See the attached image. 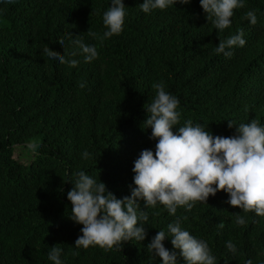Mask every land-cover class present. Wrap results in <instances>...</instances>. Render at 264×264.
Returning <instances> with one entry per match:
<instances>
[{"label":"trees","instance_id":"16d2710c","mask_svg":"<svg viewBox=\"0 0 264 264\" xmlns=\"http://www.w3.org/2000/svg\"><path fill=\"white\" fill-rule=\"evenodd\" d=\"M142 2L123 0L122 32L101 40L110 0H0V264H52L47 253L54 245L62 248L64 264H159L146 245L177 218L207 242L217 264H264V216L230 206L223 190L191 210L178 207L175 216L161 205L146 209L141 199L150 223L143 241L108 251L74 246L82 225L68 217V180L83 170L117 198L130 194L134 160L141 150L155 149L151 128H143L153 84L162 82L179 100L173 132L187 120L225 137L253 119L264 125V0H244L223 31L206 19L199 0L148 14ZM249 10L255 25L245 17ZM237 32H243V47H233L230 57L214 51ZM68 33L94 45L97 59L71 56L76 49ZM44 46L80 62L70 67L47 60ZM29 145L37 147L23 148ZM16 150L31 153L30 160H20ZM237 215L244 225L235 224ZM163 244L172 250L170 238Z\"/></svg>","mask_w":264,"mask_h":264},{"label":"clouds","instance_id":"9594fccd","mask_svg":"<svg viewBox=\"0 0 264 264\" xmlns=\"http://www.w3.org/2000/svg\"><path fill=\"white\" fill-rule=\"evenodd\" d=\"M13 2V0H2ZM176 3L190 4L191 0H143L140 10L151 13L154 10H165ZM206 19L210 20L214 29L223 31L232 21L234 9L244 6V0H199ZM126 16L123 0H110L108 8L103 12L102 23L105 31L99 38L105 40L119 35L123 30ZM245 17L251 25H255L257 17L249 10ZM93 39L97 33L87 32ZM71 43L75 46L71 56H80L83 62L90 63L97 59L98 52L94 45H87L77 35ZM63 47V41L59 42ZM246 41L243 32H237L226 40H219L215 52L225 57L231 56L233 47H243ZM227 49V50H226ZM43 58L57 64L76 67L78 59H66L44 46L41 49ZM79 87H85L80 82ZM155 96L144 111L147 113L143 128H151L149 139L156 140L152 149L141 150L134 160L132 185L130 194L117 198L106 188L104 182L87 175L85 171L76 172L71 180L73 187L67 191V200L71 204L69 219L82 225L75 241L76 248L87 249L89 246L99 247L104 251L121 247V242L145 239V224L149 216L140 209L142 199L145 208L163 206L169 216H175L178 207L186 211L193 205L206 202L207 198L223 190L228 195L227 203L241 211L253 212L264 216V125L255 119L249 123L236 125L235 134L231 136L213 135L205 130L203 124H193L187 120L173 132V126L179 123L180 112L177 111L179 100L165 91L162 82L152 85ZM234 123L228 119L227 127ZM34 151L36 145H29ZM83 159L88 153L81 154ZM236 225H244L243 216L237 215ZM170 238L172 250L167 249L163 241ZM227 250L235 254L236 245L226 243ZM147 252L160 258L159 264H179L177 255L183 258V264H217L206 241L191 235L181 227L180 218L175 219L159 230L146 245ZM179 250L177 251L175 250ZM62 248L51 246L47 259L52 264H64L61 259ZM245 264H252L246 260Z\"/></svg>","mask_w":264,"mask_h":264},{"label":"rangeland","instance_id":"374dc122","mask_svg":"<svg viewBox=\"0 0 264 264\" xmlns=\"http://www.w3.org/2000/svg\"><path fill=\"white\" fill-rule=\"evenodd\" d=\"M23 148H25V150H26L27 148H30V147L29 146H24ZM25 150L23 151V154H22L21 150H16L14 155L17 156V157L19 156L20 160H22L24 162H28L30 160V158H31V153L26 154V153H24Z\"/></svg>","mask_w":264,"mask_h":264}]
</instances>
